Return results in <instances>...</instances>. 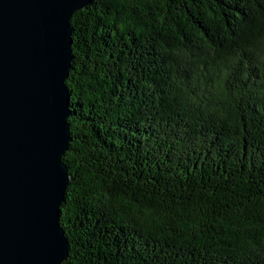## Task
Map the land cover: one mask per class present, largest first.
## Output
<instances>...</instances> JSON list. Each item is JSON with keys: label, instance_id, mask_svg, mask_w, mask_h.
I'll return each mask as SVG.
<instances>
[{"label": "trees", "instance_id": "trees-1", "mask_svg": "<svg viewBox=\"0 0 264 264\" xmlns=\"http://www.w3.org/2000/svg\"><path fill=\"white\" fill-rule=\"evenodd\" d=\"M71 27L61 264H264V0H93Z\"/></svg>", "mask_w": 264, "mask_h": 264}, {"label": "water", "instance_id": "water-1", "mask_svg": "<svg viewBox=\"0 0 264 264\" xmlns=\"http://www.w3.org/2000/svg\"><path fill=\"white\" fill-rule=\"evenodd\" d=\"M93 0H0V264H61L71 17Z\"/></svg>", "mask_w": 264, "mask_h": 264}]
</instances>
